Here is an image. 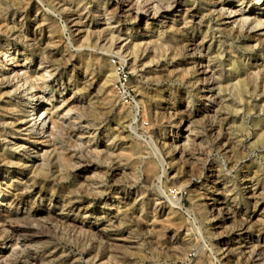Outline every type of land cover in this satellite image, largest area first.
<instances>
[{
  "label": "rangeland",
  "instance_id": "obj_1",
  "mask_svg": "<svg viewBox=\"0 0 264 264\" xmlns=\"http://www.w3.org/2000/svg\"><path fill=\"white\" fill-rule=\"evenodd\" d=\"M66 1L72 3L67 10L57 0H0V49H4L0 66L5 59L1 71L25 59L29 60L27 70L51 65L42 70L50 71L44 73L50 83L45 97L52 105L65 106L57 110L62 130L56 143L74 155L76 163L34 175L29 164L26 169L20 167L18 156L35 159L41 146L26 154L22 149L13 151L14 156L8 153L10 145L6 152L0 150L1 207L17 211L21 224L33 214L37 217L32 223L43 222L50 228L48 236L30 243L39 257L36 264H264V29H249L248 24L237 34L229 21L239 15L227 18V11H219L221 6L242 9L243 16L254 18L260 16L257 8L264 2L175 0L171 10L164 8L160 17L148 20L150 24H145V16L131 11L121 19L119 14L113 18L120 33H129L135 41L163 34L168 50L149 54L133 66L127 64L137 96L132 109L120 104L112 85H104L98 65L101 57L120 58L115 50L110 52L96 42L105 26L100 10L117 13L114 8L121 0ZM76 3L90 29L84 41L71 32ZM178 7L188 10L191 27H184L173 14L179 13ZM42 16L47 25L43 28L39 27ZM204 33L202 54L210 58L215 86L222 88L211 101L202 98L203 76L189 45ZM86 62L90 71L85 70ZM6 74L9 77L0 84V133L13 140L18 134L12 133L10 122L16 114L27 115L29 95L38 90L28 83L16 87L14 72ZM229 74L232 82L240 81L238 92L227 88ZM237 94L244 100L240 104ZM64 98L71 102L66 104ZM45 101L39 102L42 107ZM9 104L15 105L14 110H9ZM136 113L148 124L143 125ZM28 119L23 128L31 124L26 123ZM192 138L195 158L185 155ZM87 140L98 152H88ZM15 187L26 188L27 193L13 203ZM155 195L166 205L170 199L178 202L172 226L162 221L167 208L153 210ZM148 218L155 220L153 225H146ZM77 225L90 226L95 237L79 235ZM8 228L16 238L25 233L24 227ZM249 236L258 240L260 256L247 260ZM22 243L18 241L17 247Z\"/></svg>",
  "mask_w": 264,
  "mask_h": 264
},
{
  "label": "bare ground",
  "instance_id": "obj_2",
  "mask_svg": "<svg viewBox=\"0 0 264 264\" xmlns=\"http://www.w3.org/2000/svg\"><path fill=\"white\" fill-rule=\"evenodd\" d=\"M254 1H256V0H254ZM257 1L264 2V0H257ZM155 2L162 3L163 6H158L155 4ZM176 3L177 2L175 0H121V4L117 5L114 8L117 10V13H109L106 9H104V8L101 9L100 10L101 21L105 24V26L102 29L101 34L98 35L99 37H98L96 44L97 43L101 44L102 48L110 50V52L115 50L114 51L115 54L118 55L121 60L125 61L128 65L130 64L131 66H133L135 62H139V61L143 60L149 54H153V55L166 54L168 50L165 49V46H164V43H165L164 39L165 38H164L163 34H158V33L155 35L150 34V35L146 36L145 40L135 41L134 37L131 36L129 33H127V32L126 33H120V30L117 29L118 26L117 25H116L117 27L114 26L111 20L115 17H118L117 16L118 14H119V19H121V17L124 16L125 12L127 13V12L131 11L132 13H134L137 16H139V15L145 16L146 17L145 18L146 19L145 24H150V22L148 20H156L158 17H160V14L164 8L166 10H168V9L171 10V8H173ZM57 4H59V7L62 8L63 10H65V9L67 10L72 3L67 2L66 0H57ZM263 4H261V5H263ZM75 5H76V8H75V10L72 11L73 13L71 14V16H73V18L71 19V26H70L72 29L71 32H73L75 34V36L77 37L78 40L81 39V41L82 40L84 41V39L85 40L88 39V34L90 33L89 32L90 29L86 25L85 21L82 20V12L79 11L80 5L77 3ZM164 5H165V7H164ZM125 7H127V9ZM221 7L219 10L220 13L223 14L224 12L227 11L228 12L227 18L234 17L235 15H239V17H240L239 19L235 18L234 20L229 21V24L231 27L230 29L232 31H235L237 34L243 32V30L245 29V26L246 25L248 26V24L251 25V27L249 29H253V28H257V27H263V29H264V18H260L261 15H263V17H264V5L262 6V8H257V9H260L258 12L260 14V16H255L254 18L253 17L249 18L248 15L243 16L244 13L241 12L242 9L237 10V9H232V8H221ZM240 7H242V6L240 5ZM183 9L181 7L177 10V11H179V13L175 12L173 14L175 16H179V18H180L179 21L184 27H189V26L191 27V23H190L191 18L189 17V12L187 9H184V10ZM84 10H85V8H84ZM116 10H114V11H116ZM245 10L250 11L251 9L249 8V9H245ZM94 12H96V11H94ZM93 15H95V14H93ZM39 19H40L39 20V22H40L39 27L41 26L43 28V26H47V25H44L46 21L44 20L45 18L43 19V16L40 17ZM119 19L116 21L119 22L120 21ZM171 20H173V19H171ZM193 28H194V26H193ZM32 34H33V36H32ZM206 36L207 35L204 33L203 36L201 37V39L197 43L191 42L189 45L191 46V49L193 51L192 55H195L198 58V60H196V61H198V67L199 68L197 67L198 69L197 68L196 69H197L198 73L203 76L200 80V87H199V89L203 92L202 98L207 99V101H211L212 98H215L216 94L218 95L221 93L222 88H221L220 84L219 85L217 84V86H215L217 78L214 77V69H213L212 65L210 64V58L208 57V55L202 54V49H203L204 44H205ZM211 36H213V35H211ZM46 37H49V36H46ZM30 40H34V33H31ZM166 42H168V41H166ZM3 50L0 49V52ZM55 50H56V48H55ZM3 53H7V50H5ZM47 55H48V53H47ZM7 57H9L8 59H12V60L14 59V57L10 56V54H8ZM220 57L223 58L222 54ZM4 61H5V59H3V61H1V66H2ZM26 61H29V60L25 59L22 64H18L15 62V64L13 66H11L10 68L7 67L6 71H1L2 67L0 66V84L3 83L4 81H6L7 77H9L8 74H6V73L11 71V72H14V74L16 75V78L18 80L16 87L19 86V83H21V86H24L26 83H28L31 86L30 88L36 87V89L38 90V92H36L35 94L29 95L30 99H29L28 103L31 104V110L27 111V115L19 116L16 114V115H14L15 116L14 120H11V122H10V125L12 126V129H13L12 133L13 134L17 133L18 137L13 139V140L12 139L6 140L8 138L5 136V134H3V132L0 133V140L2 142H4V143H2L0 141V150H1V152H6L7 150H9L8 153H10L12 156H14L13 151H17L19 149H22L24 154H26V152L28 150L32 151L31 149H34L33 152H35V149H37L38 147L41 146L42 148H40V150H41L40 154L35 159H30L27 157L22 158V157L18 156L19 157L18 162L21 165L20 167L21 168L24 167L26 169L27 164H29V169H30L31 173L34 175H38V174L45 175L53 167H55L56 169L62 170V169H65L66 165L76 166V163L74 162L75 156L70 155L68 153L67 149H65L64 147L57 146V143H56L57 133L62 130L61 124L59 122L60 118L58 117L57 110L58 109H64L65 106L63 105V103H61L57 106L52 105L51 99L48 97H45L44 93H45L47 87H50V83L47 81V78H46L47 75H45V74L47 72H50V71L45 70V72H42V70H43V68L50 67L51 65L46 64L47 66L45 65L43 68L42 67H37V68L35 67L33 69L27 70L26 69L27 65L25 64ZM13 62H14V60H13ZM98 65L101 69V74H102L101 80L103 81L104 85L105 84L112 85V84H110V82L114 80L115 73H114V67H113L111 61L108 60L107 58L101 57L99 59ZM85 70H89V63L88 62H86V64H85ZM48 74L50 76L54 73H48ZM232 79H233V77H231L230 74L225 77V80L230 81V82H227L226 86L233 93L235 92V90H236V92H238L239 86H240V81L237 79L236 81L232 82ZM133 83H134V81L130 78V85ZM131 87L133 88L132 85H131ZM213 90L216 92L215 93L212 92ZM134 91H135V89H134ZM44 98L46 99L45 106L42 107L41 103H39V102L41 101V99L45 100ZM238 99L240 101L238 104H240L242 101H244L243 98L240 97V95H238ZM33 100H35V101H33ZM63 100L66 104H69L71 102L70 99L64 98ZM247 104H246V106H247ZM14 108H15L14 104H9V110L12 111V110H14ZM184 111H185V109H184ZM64 112H66L68 114V112H70V111L68 109H66ZM189 112H191V111H189ZM26 118L27 119L30 118V119H28V121L26 123H31V124L28 126V128L27 127L23 128L25 125L24 122H25ZM185 119L188 123H190L188 118H185ZM183 128H184V126H183ZM38 130H41V133H43L42 136L39 135ZM185 130L189 131L188 124H187ZM21 132H24V133L21 134ZM71 133H72L71 134L72 136H74L76 134L74 128L71 131ZM36 134L38 135V137L36 136ZM188 140H189V142H188V146L186 147L187 152L185 155L188 156L189 158H195L193 150H192V147H193L192 143L194 141V138L188 139ZM2 145H4V146L1 147ZM8 145H10V146H8ZM7 146H8V148L5 151V147H7ZM85 146H86V148H88V152H90V153L98 152L95 144L93 142H91L90 140H87L85 142ZM38 150H37V152H38ZM76 159H78V158H76ZM252 183L250 185H254ZM229 191H231V190H229ZM162 192H163V190H162ZM251 192H252V194L255 193L254 188H253V191H251ZM25 193H27L26 188L15 187V192L12 193L13 203H14V201H21L23 199V197H25L24 196ZM3 197H6V195L3 194ZM215 200L218 201V199H215ZM151 202L153 203V210H155L157 212L164 211V209H166V208L168 209L166 213H162V215H164L162 218L163 219L162 221H164L165 223L168 222L169 225L172 224L173 223L172 211H173V208H177L178 202L176 200L170 199V201H169L170 204L168 203L169 205H166L163 201L160 200L159 195H155L152 198ZM1 206H2V203L0 204V227H2V229L0 228V264H36L39 257L37 256L36 251H31L30 243L31 242H37L38 239H40L43 236H48V234H49L48 228L49 227L46 223L42 222V220L45 221L44 220L45 218L44 219L42 218V220H41L42 223H40V222L38 223V221H37L34 224V223H32V221H34L37 216L34 218V216L32 214L29 217H25L26 221L25 222L23 221V223L21 224V223H19V221L21 222V220H19L21 217L17 216V213H18L17 211H15V213H11L10 208H2ZM48 220H50V219H48ZM59 222H61V221H59ZM71 222H72V220H71ZM154 222H155V220H153L151 218L145 219L146 225H153ZM15 226L16 227H19V226L24 227L25 233L17 236V238L14 237V235L12 234V230H10V228H8V227H15ZM77 226L79 228V230H78L79 235L80 234H83V235L87 234L90 240L92 239L91 238L92 235H93V237H95L94 236V230L91 229L90 226H89V228L88 227L84 228V227H82V225H77ZM170 226H172V225H170ZM68 227H70V226L68 225ZM73 228H74V226H73ZM75 229H76V227H75ZM245 230H246V228H245ZM84 236H86V235H84ZM98 237H99V235H98ZM103 239L104 238H102V241H103ZM18 241L23 242L22 244H20L21 248H18L19 246L17 247V245H16ZM24 241H29V244L24 243ZM41 241H42V239H41ZM247 243H248V245H247V251H246V254H247L246 259L250 260V259L259 257L260 253L258 252V246H259L258 240H254V239H252V237L249 236V240L247 241ZM116 246H118V245H116ZM8 249H10L9 252L5 253L6 250H8ZM244 253H245V250H244ZM97 256L98 255H95L92 258L93 259L92 263L94 261H96L95 259L97 258ZM40 262H42V261H40ZM40 262H39V264H40ZM90 262H91V260H90ZM250 263H252V262H250Z\"/></svg>",
  "mask_w": 264,
  "mask_h": 264
},
{
  "label": "built area",
  "instance_id": "obj_3",
  "mask_svg": "<svg viewBox=\"0 0 264 264\" xmlns=\"http://www.w3.org/2000/svg\"><path fill=\"white\" fill-rule=\"evenodd\" d=\"M111 63L114 67L115 78L112 81V89L122 106L134 108L137 105V96L134 89L130 85L132 72L127 63L117 56L111 57ZM140 116L136 113V116ZM141 117L143 125H147L148 121Z\"/></svg>",
  "mask_w": 264,
  "mask_h": 264
}]
</instances>
